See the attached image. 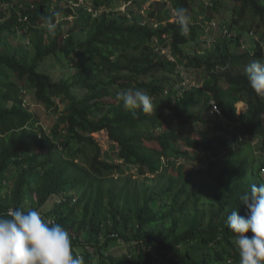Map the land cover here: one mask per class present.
<instances>
[{
	"label": "trees",
	"instance_id": "1",
	"mask_svg": "<svg viewBox=\"0 0 264 264\" xmlns=\"http://www.w3.org/2000/svg\"><path fill=\"white\" fill-rule=\"evenodd\" d=\"M85 1L90 5L27 0L8 19H0V215L16 208L37 210L68 232L74 255L84 264H239L227 217L233 210L245 215L240 196L264 182L259 175L264 168V99L240 66L264 57V0H209L211 6L204 0H158L186 8L192 20L199 18L198 7L211 20L234 2L224 6L234 19L223 26L236 34H219L196 58L187 56L184 46L201 43V25L192 22L184 37L176 21L168 20L167 9L157 21L154 4L146 9L154 20L144 21L139 0H124L133 5L125 11L116 9L121 0ZM49 17L57 23L54 34L46 31ZM250 32L260 38H246ZM159 43L170 45L181 63L202 67L207 86L181 96L174 87L168 89L176 67L161 54ZM223 65L229 69L218 75L215 70ZM57 68L62 75L54 74ZM222 80L227 100L219 93ZM136 89L151 96V113L137 109L133 115L118 100V92ZM213 91L230 119H236L230 105L239 99L250 102L252 117L244 118L242 127L253 133L252 139L225 148L220 159L163 171L153 183L121 182L113 176L123 165L101 158L94 132H108L125 165H145L154 173L160 166L156 152L146 154L149 141L172 153L181 143L206 148L210 131L194 130L197 120L191 117H199L190 115ZM29 94V100L45 105L53 124L40 125V114L26 104ZM189 119L190 129L203 140L176 131ZM203 122L211 132L219 128L216 119ZM255 136L262 137L258 146ZM256 146L262 150L259 157ZM121 244L129 251L109 252Z\"/></svg>",
	"mask_w": 264,
	"mask_h": 264
},
{
	"label": "clouds",
	"instance_id": "2",
	"mask_svg": "<svg viewBox=\"0 0 264 264\" xmlns=\"http://www.w3.org/2000/svg\"><path fill=\"white\" fill-rule=\"evenodd\" d=\"M27 0H0V10L4 15L0 16V19H8L15 10H19ZM205 5L212 3L209 0H204ZM132 3L131 1H128ZM165 8H169L168 12L171 13V22L178 24L180 28V34L184 37L190 35L192 22L202 26L201 43H191L184 46L187 51V56L196 58L197 56L203 57L206 49L214 43L215 38L219 34H225L234 36L235 31L232 34L228 33V27L223 26L226 21H233L232 14H225L224 6H231L229 1L227 5L222 6V10L218 9L216 16L209 20L206 12L201 11V7H198L195 13L199 18L192 20L188 10L184 7L173 8L170 1L163 2ZM119 9V6L116 7ZM204 12V13H203ZM194 13V14H195ZM204 15L206 25L201 21ZM59 16V13H56ZM7 17V18H5ZM21 19H26L21 12H19ZM247 23L250 25L252 21L248 18ZM165 22V21H164ZM237 26V24H235ZM241 25V24H239ZM157 26V25H156ZM46 31L54 34L57 28V23L53 22V19L49 17L46 21ZM236 27L233 28L235 30ZM254 32V30H252ZM215 35V36H214ZM246 38H260L255 34H250ZM246 39L245 41H247ZM257 39V40H258ZM244 41V40H243ZM245 41L242 43L245 46ZM161 54L168 57L169 60L175 64V77L173 84H170L168 89H176L178 95L188 94L193 91H200L207 86V72L197 66L190 65V63L180 62L172 53L170 45L159 43ZM245 47H242L238 51L242 53ZM253 51V49H252ZM242 70L246 73L247 79L251 88L257 96L264 99V57L259 59H253L248 61L245 65H241ZM239 67V69H240ZM226 65L216 68L218 75H222L225 70H228ZM220 79H223L222 77ZM219 89L221 96L225 100L227 97L226 83L222 80ZM175 91V92H176ZM167 93V91H166ZM215 91L206 97V101L200 109H195L190 116H197L199 119L191 117V119L197 120L192 123L194 130L210 131L207 138L206 148L198 149L191 147L186 143L179 144V151L173 150V153L169 150L159 146L157 142H147L146 154L156 152L158 156V166L154 173L148 171L147 166H129L125 165L124 158L118 156V147L113 146V152H107L101 158L107 162L113 161L115 163L122 164L123 167L116 169L113 176L122 178L120 181L130 179L136 183L150 181L147 179L150 175L156 177L151 183L161 179V173L176 172L181 164L188 166L190 163L192 167L194 165L206 164L210 160L223 157L226 152L225 148L236 144L239 140L252 139L253 133L246 132L242 126H244V118L250 119L252 117V108L250 102L245 99H239L230 105L232 112L230 116L236 119H230L226 117L224 109L215 97ZM117 98L122 102L125 109L136 115L135 110L140 109L144 113H151L153 111V102L151 96L142 89H136L134 91H122L117 93ZM246 107L245 109H241ZM202 117L203 119H200ZM189 125L186 123L181 126L180 123L176 127V131L182 132L185 136L200 138L203 140V136L197 132H193ZM206 119H216L219 122V128L211 132V127L207 126L203 121ZM246 119V120H247ZM264 121V120H263ZM224 126V129L221 127ZM222 129V130H221ZM262 127L261 132H264ZM96 133V132H94ZM260 135V134H259ZM264 135V134H263ZM262 141V137L255 136L253 143L258 146ZM150 143V145H149ZM256 146V147H257ZM156 148V149H155ZM189 152L192 157L187 155ZM185 153V154H184ZM256 155L259 157L262 153L260 147L256 148ZM197 154L196 158H193ZM181 160V161H180ZM253 168V167H250ZM123 169V170H122ZM130 170H134L135 176L131 173H127ZM258 172V170H257ZM259 174V173H258ZM260 177H264V168L261 169ZM144 181H143V180ZM240 200L247 207L245 215H241L239 210H233L227 217V227L233 234L232 243L235 246L239 256V264H264V182L253 184L248 192H245L240 196ZM251 233V235H249ZM0 264H84V260L80 255H74L73 243L68 232L59 224L49 222L44 219L37 210L25 211L21 208L10 210L6 215H0Z\"/></svg>",
	"mask_w": 264,
	"mask_h": 264
},
{
	"label": "rangeland",
	"instance_id": "3",
	"mask_svg": "<svg viewBox=\"0 0 264 264\" xmlns=\"http://www.w3.org/2000/svg\"><path fill=\"white\" fill-rule=\"evenodd\" d=\"M140 1V3H142V8H141V11L140 12H144L145 11V15H144V21H146L147 19H150V20H154V18L152 19V18H150L149 17V15H147V13H146V9L148 8V10H150L152 7H151V5L152 4H154V7L155 8H157L156 10H157V13H156V15H158L157 16V21H159V17L162 15V11L164 10V9H166L165 8V6H164V4L162 5V3H158V0H148V1H146L145 3H143L142 1L143 0H139ZM79 2H84V3H86L87 5H90V3H88V2H86L85 0H79ZM66 4V3H65ZM231 4L232 5H234V2H231ZM73 5H77V4H73ZM119 10H121V11H125V10H127V8H128V6H130V8L132 9L133 8V5H132V3H130V2H125L124 0H121L120 2H119ZM169 8H167V10H168ZM5 18H7V17H5ZM71 19H73V17H70ZM201 21H204L203 22V24H205L206 25V22H205V18H204V15H203V17H202V19H201ZM215 36V35H214ZM258 37H260L259 35H258ZM52 68V67H51ZM54 74L56 75V76H60V75H62V72H61V70L59 69V68H57L55 71H54ZM30 96V94L29 95H27V101H26V104H28L29 105V108L31 109V110H33V111H35V112H37V113H39L40 114V117H41V121H40V125H44V127L46 128V127H48L49 126V124H53L54 123V118H50L49 116H48V114L50 113L49 112V110H47L46 109V107H45V105L44 104H41V103H38V102H36V101H32L31 99L29 100V97ZM246 107H243V108H241V109H245ZM93 136H94V138L96 139V141L100 144V146H101V148H102V151L103 152H110V153H112L113 152V147H112V141L110 140V138H109V134H108V132L106 131V130H103V131H98V132H96V133H93L92 134ZM149 145H150V143H149ZM181 161V160H180ZM259 170V169H258ZM127 173H131L133 176H135L136 174H134V170H130V171H128ZM147 179H149L150 181H148V183H151V181H154L155 179H156V177L155 176H153V175H150ZM143 180V179H142ZM145 180V179H144ZM143 180V181H144ZM77 194V193H76ZM126 251H129V248L126 246V245H124V244H121V245H115V246H113V247H111L110 249H109V252L110 253H114V254H121V253H123V252H126Z\"/></svg>",
	"mask_w": 264,
	"mask_h": 264
}]
</instances>
